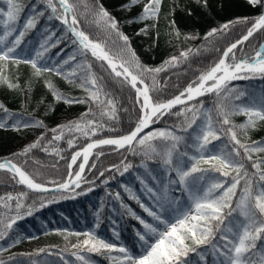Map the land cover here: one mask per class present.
<instances>
[{"label": "trees", "instance_id": "1", "mask_svg": "<svg viewBox=\"0 0 264 264\" xmlns=\"http://www.w3.org/2000/svg\"><path fill=\"white\" fill-rule=\"evenodd\" d=\"M70 2H78V26L92 39L106 41V47L112 54L124 47V42L114 32L109 33L102 24L93 23L92 17L86 13L85 4L91 7L96 0H70ZM18 3L21 6L18 20L7 28L0 25V35L5 31L10 32V35L5 37L4 44H0V48L10 47L19 37V33L24 32L14 53L19 63L0 61V76L6 81L19 85L17 88H9L7 83L0 82V105H2L0 123L5 124V127L0 128V160L12 159L28 171L36 181L54 185L51 181L59 183L66 176L71 156L80 144L105 136L122 135L134 128L140 115L139 106L135 103V90L122 82V77L116 78L111 75L105 61L97 60L90 51L85 55L78 41L74 43L76 37L62 20L56 18L62 13L56 0H53L57 7L56 14H53L48 7L47 0H18ZM99 3L119 22V31L129 37L130 46L140 63L148 68L162 67L164 69L159 73L146 74L148 77L146 83L151 84L153 75L157 81L155 90L151 92L154 101L168 100L181 93L190 84L194 85L202 72L214 66L222 51L246 33L250 24H238L225 33L206 38V33L211 28L219 27L238 17H248L251 20L261 12L258 6H251L247 0H207V6H204L201 0H163L158 21L129 23L128 21L140 15L143 4L147 3V0H141V3L132 7L131 10L121 7L127 4L128 0H99ZM0 8L6 10L5 0H0ZM50 16L52 19H49ZM29 19L33 20L34 27L25 28ZM172 21H175L174 26L171 24ZM154 23L156 26L149 27L147 33L140 32L146 24ZM176 30L181 33L179 38L175 36ZM188 36L195 38L186 39L185 37ZM263 40L264 31L256 32L242 46H238L235 50L236 57L238 59L242 56L252 57ZM188 49H191V52L187 59H181L175 65L164 63L171 56H179L181 51ZM37 52L42 55L37 57ZM72 57L75 59H71ZM32 59H36L42 67H59L63 69V74L57 76L55 72H43L35 75L31 65L24 62ZM65 61L67 63H64ZM87 64L91 65L92 73L102 78L99 83L103 85V91L115 101L116 119H110L108 116L101 119L100 108L95 102L68 104L62 100L57 101L48 88V83H51L65 96L88 97V93L78 86L80 78L88 71L85 67ZM72 71L77 73V77L65 79V76ZM245 75H249L250 78L232 80L228 84V88L232 91L223 95L219 102L257 109L264 108V76ZM241 92L244 95L236 100L235 96L240 95ZM101 99H104L103 94ZM201 102L203 108L198 112L199 118L193 129L198 131L199 126L206 122L205 113L209 110H211L214 126L219 129L220 126L216 123L218 119L216 94L206 93L188 102L186 106L191 107L195 104L199 109ZM182 107L185 105L177 106L170 111L177 113ZM89 108L97 114L95 119L104 123V129L95 137L89 139L79 133L69 134L65 131L63 139L48 143L54 135L50 131L52 128L80 119L81 114L86 113ZM186 115L191 117V113ZM93 118L91 115L87 117V119ZM230 119L233 124L240 125L246 122L247 117L241 113L231 116ZM34 120L43 121L46 127L33 126ZM17 121L20 122L19 130L13 127ZM184 121L185 116L165 114L146 131L172 128ZM23 123H28L30 126L24 128ZM227 127L224 126L225 132ZM109 128H115L116 131H109ZM193 129H189L187 133L177 130V134L187 139L189 134H195ZM235 131L243 142L250 144L252 141H264V121L257 120L256 127L247 130V137L241 129L236 128ZM225 132H220V139L208 145L209 151L205 155L215 154L220 149L230 150L232 143ZM42 133L45 139L41 146L23 154V149ZM73 135L76 141L73 147H69L67 140ZM187 142L189 145L193 143L191 139ZM156 143L159 146V142ZM45 146L48 151H44ZM54 149L60 150L59 155ZM111 149L106 146L96 149L85 171L86 181L74 191L72 189L46 193L31 191L18 184L12 172L0 170V221H2L0 229H3L4 223L17 213L22 217L7 230V236L0 240V249H2L0 260H3L4 264H65V262L83 264L77 256H83L89 264H119V257L122 254L117 250L101 249L99 252H91L89 248L78 245L77 239L89 238L90 236L86 235L88 233L92 238L115 244L117 249L123 246L133 254L141 253V242L136 232L142 226L130 214L129 209L142 218H147V213L136 200L130 198L129 192L125 189H131L132 193L148 206L145 199L152 196L145 190L144 184L150 187L149 184L157 179V171L162 168L158 163L148 161V169L151 171L149 175V172L141 166L143 159L141 155H133L125 149L117 151ZM185 150L189 152V156L198 155L195 148L185 149L182 145L181 151ZM98 153L103 154L97 157ZM253 157L254 159L264 157V153H253ZM121 161L131 163L133 166L127 172H123V175L112 167L120 165ZM92 163H95V168H91ZM191 163L186 157L185 164L190 167ZM245 163L250 172L254 171L251 169V162ZM198 167L210 169L211 166L201 163ZM121 171H123L122 167ZM101 172L104 173L103 176L100 175ZM201 175L204 177L203 180L199 179ZM232 175L235 173L225 178L218 172L206 171L195 173L189 179L195 187L199 188L206 186V182L224 180L230 183ZM141 181H144V184ZM89 188L91 191H88ZM173 191L178 192L179 197H183L182 202H188L187 192H182L175 185H170L167 192L169 197L174 194ZM20 193L26 195L21 197ZM117 193L119 198L116 196ZM8 196L13 199L8 200ZM17 197L23 205L19 210L15 206ZM5 204L8 206L5 207ZM29 209L31 214H28ZM242 219L238 213L234 212L232 217L225 218L224 224L232 227L237 220ZM37 237H48V241L37 249L29 250L22 247L25 242L36 240ZM74 245L77 247H73ZM201 251H205L203 254L208 263L213 261L211 250L207 246H201ZM187 260L190 264L200 261L196 253H190Z\"/></svg>", "mask_w": 264, "mask_h": 264}, {"label": "snow or ice", "instance_id": "2", "mask_svg": "<svg viewBox=\"0 0 264 264\" xmlns=\"http://www.w3.org/2000/svg\"><path fill=\"white\" fill-rule=\"evenodd\" d=\"M201 2L204 6H207V0H201ZM247 2L251 6H258L261 9L256 17L251 18V20L248 17H238L235 20L227 21L219 27L211 28L206 33V38L225 33L238 24H250L246 33L223 50L219 61L201 73L198 80L194 82L195 86L190 84L179 95L167 101H154L150 93L155 90L157 81L153 75L151 84L146 83L145 81L148 78L146 74L159 73L164 69L162 67L148 68L140 63L135 51L130 46L129 37L119 31V22L99 3V0H96V3L92 4L91 7L85 4V11L92 17L93 23L102 24L109 33L114 32L124 42V47L120 48L115 54L107 49L106 41L93 40L84 31L79 30L77 27L79 25L77 19L78 2L58 0L62 13L57 15L56 18L67 25L68 30L76 37L74 43L78 41L81 51L85 55L90 51L91 55L97 60L106 61L110 74L116 78L122 77V82L127 83L135 90V103L139 104L140 115L134 128L126 134L93 139L80 151L74 152L68 168L72 169V166L77 163V159L82 157V162L78 165L79 170L75 173L69 171V178L63 183H57L56 181H51V183L56 185L58 191L69 189L70 186H73V191L75 188H79L81 181L84 180L82 173H84L85 167L89 163L92 150L102 145L113 146L116 150L125 149L133 155H141L143 157L141 166L149 172V175H151V171L148 169V161L158 163L168 177V183L163 185V195L156 194L152 187L141 181L145 190L154 200L152 206L142 203L139 197L132 193L131 189H125L129 192L130 198L136 200L144 212L147 213V218H142L129 209L130 214L142 226L136 232V236L141 242V254H133L123 246L117 249L115 244L96 238L83 242L85 245L91 243L89 251L117 250L122 254L119 257V264H190L187 260L190 253H196L200 261L208 264L203 251H201V246H207L214 258L213 264H264V157H257L256 159L253 157V153H264V141H252L250 144L243 142L238 137L237 131H235L236 128H239L244 131L245 137H247V130L254 129L257 120L264 121V108L257 109L219 102L223 95L232 91L228 88V84L232 80L250 78L249 75L245 74L264 76V43L260 44L253 57L242 56L238 59L235 55L238 46H242L257 31H264V0H247ZM5 3L7 5L6 10L0 8V25L7 28L18 20L21 6L18 0H5ZM139 3H141V0H128V3L121 7L131 10ZM162 3L163 0H147V3L143 4L140 15L128 22L158 21ZM47 4L52 13L56 14L57 7L53 0H47ZM49 19H52V17L50 16ZM171 24L174 26L175 21H172ZM155 26V23L152 25L146 24L144 28L140 29V32L147 33L149 27ZM31 27H34V22L29 19L25 24V28ZM8 35H10L8 31L0 35V44H4L5 37ZM23 35L24 32L21 31L19 37L15 39L10 47L0 48V61L19 63L14 53L16 46L20 43V37ZM180 35L181 33L176 30L175 36L179 38ZM185 38L192 39L195 37L188 36ZM190 52L191 49L181 51L179 56H171L164 63L175 65L181 59H187ZM36 55L39 57L42 54L37 52ZM71 59H75V57ZM24 62L31 65L35 75H40L43 72H55L57 76L63 74V69L59 67H42L36 59ZM64 63H67V61ZM85 67L88 71L80 78L78 86L88 93V97L73 98L65 96L58 89H55L51 83H48L47 86L52 91V95L57 101L62 100L68 104L95 102L100 108L99 116L101 119L105 116L113 120L116 119L115 101L110 98L108 93L103 91V85L99 83L102 78L97 77L95 73L90 71V64ZM76 77L77 73L72 71L65 76V79ZM0 82L7 83L9 88L19 87L16 83L4 80L2 76H0ZM206 93H215L218 98L216 104L218 119L216 123L220 127L217 129L214 126L211 110H209L205 113L206 122L199 126L197 131L193 129V126L197 124L198 112L203 108L202 102L199 109L195 104L191 107L186 105ZM102 94L104 99H101ZM243 95L244 93L241 92L240 95L235 96V99L239 100ZM176 105H185V107H182L180 112L172 113L170 110ZM5 111L7 110L5 109ZM187 113H191L190 118L186 115ZM241 113L246 115V122L240 125L233 124L230 117ZM165 114L185 116V121L172 128H157L145 131V129H149L151 125L157 123ZM89 115L94 118L87 119ZM96 115L89 108L86 113L81 114L80 119L57 125L50 130L54 135L48 143L51 144L52 141L63 139L65 131L69 134L79 133L89 139L95 137L98 132L104 129V123L95 119ZM19 125L20 122L17 121L13 127L19 130ZM29 126L28 123L22 124L24 128ZM33 126L46 127L41 120H34ZM224 126H228L226 132ZM3 127H5V124L0 123V128ZM189 129H193L195 134H189L187 139L185 136L177 134V130L187 133ZM108 130L116 131L115 128H109ZM220 132H225L229 136L232 147L230 150L220 149L215 154L205 155L209 151L208 145L212 141L220 139ZM44 139L45 136L42 133L34 142L23 149V154H27L32 149L41 146ZM188 139L192 140L191 145L188 144ZM75 141L76 137L73 135L71 139L67 140L68 146L73 147ZM156 142H159V146ZM182 145L185 149L195 148L198 155L189 156L187 150L182 152ZM44 151H48L46 146ZM54 151L59 155V149H54ZM102 154L98 153L97 157ZM186 157L192 162L190 167L185 164ZM246 161L251 162L250 166L254 171H249L246 167ZM201 163L210 165V169L198 167ZM95 167V163H92L91 168ZM112 167L123 175V172H127L133 166L131 163L121 161L120 165H113ZM121 167L123 171H121ZM0 170L12 172L14 176L18 175L19 183L26 185L29 189L41 192L49 191L44 184L37 183L31 175L11 160L5 159L0 162ZM206 171L218 172L225 178L232 173H235V175L231 176L230 183L224 180L206 182V186L193 190L195 185L190 182L189 178L195 173ZM100 175L103 176L104 173L101 172ZM199 179L203 180V175ZM170 185H175L182 192H187L188 202H182L179 197L169 198L167 192ZM238 188L239 192H237ZM88 191H91V189L89 188ZM24 195L26 194L20 193L21 197ZM116 196L119 198V193ZM7 199L11 200L13 197L8 196ZM7 206L5 204V207ZM15 206L17 210L23 207L19 197H17ZM234 212L238 213L243 219L237 220L232 227L225 230L221 225L224 223L225 218L232 217ZM28 214H31V209H29ZM21 218L17 213L16 216L9 218L7 223H4V228L0 229V240L7 236V230L11 229L16 220ZM86 235L91 237L90 233ZM73 247L77 246L74 245ZM77 259L83 261V264H89V261L85 260L83 256H77ZM0 264H4V261L0 260Z\"/></svg>", "mask_w": 264, "mask_h": 264}, {"label": "rangeland", "instance_id": "3", "mask_svg": "<svg viewBox=\"0 0 264 264\" xmlns=\"http://www.w3.org/2000/svg\"><path fill=\"white\" fill-rule=\"evenodd\" d=\"M159 176V179H160V184H162L161 186V195H163V185L166 184L165 180L163 179V176H161L160 174L158 175ZM165 177H167V175L165 174ZM195 190V189H194ZM175 197H178L177 194L175 195H172L171 198H175ZM150 205H153L154 204V201L153 202H149ZM224 224V223H223ZM223 224L221 225L222 228H224L225 230H227V227L226 226H223ZM51 237V236H49ZM92 237H89V238H78L77 241H78V245H83L85 246L86 248H90L91 247V243H89L88 245H85L83 242L85 240H91ZM48 241V237H42V238H39V239H36V240H33V241H29V242H25L22 247L24 249H29V250H32V249H37L39 248L40 246H42L43 244H46ZM94 242V241H93Z\"/></svg>", "mask_w": 264, "mask_h": 264}, {"label": "water", "instance_id": "4", "mask_svg": "<svg viewBox=\"0 0 264 264\" xmlns=\"http://www.w3.org/2000/svg\"><path fill=\"white\" fill-rule=\"evenodd\" d=\"M226 49V48H225ZM176 106H178V105H176ZM175 107V106H174ZM92 142V141H91ZM4 160H1L0 162H3ZM13 162V161H12ZM13 163H15V162H13ZM16 164V163H15ZM18 165V164H17ZM19 166V165H18ZM25 171V170H24ZM69 178V177H68ZM67 178V179H68ZM24 185V184H23ZM24 186H26V185H24ZM27 187V186H26ZM45 187H47L48 189H49V191L50 190H56V185L55 186H47V185H45ZM32 190V189H31ZM35 191H37V190H35Z\"/></svg>", "mask_w": 264, "mask_h": 264}]
</instances>
